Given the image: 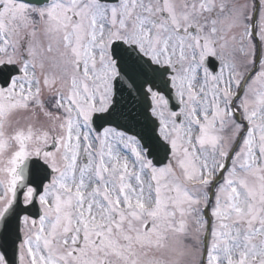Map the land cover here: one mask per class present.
Listing matches in <instances>:
<instances>
[{
	"label": "snow or ice",
	"instance_id": "6c2138e0",
	"mask_svg": "<svg viewBox=\"0 0 264 264\" xmlns=\"http://www.w3.org/2000/svg\"><path fill=\"white\" fill-rule=\"evenodd\" d=\"M0 264H264V0H0Z\"/></svg>",
	"mask_w": 264,
	"mask_h": 264
}]
</instances>
